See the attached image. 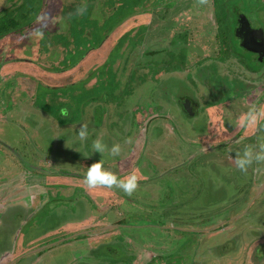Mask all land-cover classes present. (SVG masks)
I'll return each instance as SVG.
<instances>
[{
	"label": "flooded vegetation",
	"instance_id": "1",
	"mask_svg": "<svg viewBox=\"0 0 264 264\" xmlns=\"http://www.w3.org/2000/svg\"><path fill=\"white\" fill-rule=\"evenodd\" d=\"M121 1L0 0V126L6 124L5 120L18 116V100H24L21 99L24 95L31 98L30 95L36 91L30 92L31 94L28 91L37 90L40 86L54 90L67 86V80H73L71 84L74 85L88 84L92 93L102 88L103 94L112 86L111 92L109 89L108 91L113 97L120 93L128 95L130 99L134 91L146 83L154 89L159 87L164 92L168 91L164 87V82L168 79L179 78L183 84V88L174 89V95H170L172 90L165 92V100L160 99V96L156 98L152 103L154 107L151 108L149 104L146 111L135 107L136 101L134 110L138 111L134 116L135 127L121 138L122 141L131 138V141L126 147L121 145L124 151L119 155L108 154L110 149L104 148L101 156L98 157L97 154V161H91L88 155L84 162L64 160L65 162L58 165L68 167L63 166L61 169L49 155L44 158L47 153L43 152L44 155H41L36 152L39 151L37 145L36 148L33 145L18 151L0 142V160L8 165L0 171V264H264V203H253L256 194L264 193V161L258 164L260 168L256 165L259 170L254 168L255 165L249 168L250 173L251 169L255 171L254 182L245 186L249 194L236 199V204L233 200L212 202L211 214L206 218L209 220L207 223L199 214H194V220L189 227L182 226L179 215H173L175 221L172 222L167 220V216L162 221L148 222L141 213H145L144 208H150L153 204H146L147 200L137 195V192L148 189V184H154L150 179L156 174L152 171L141 175V170H146L145 158L140 163V158L146 154L145 146L151 154L146 139H143L145 142L141 146L145 128L151 122L163 120V132L167 135L169 132L173 136L175 132L169 123H177L174 121L177 117L171 116L172 110L184 115L190 125L202 120L194 141L189 143L199 146L196 151H217L230 143L245 146L246 140L253 138V151L264 148V100L259 102L264 95V82L259 86L264 67V27L261 18H258L264 10V0H254L258 3L248 0L247 4L244 0H238L232 7L226 8L228 13L226 9L221 11V25L214 23L213 33L218 37L217 40L199 41L204 38L200 34L197 36L199 44H185L186 47L182 48L177 47L180 44L179 34L172 33L171 30L166 34L164 30L167 9H182L179 11L181 13L191 7L197 16L206 18L215 0H186L183 4V0H133L134 3L128 6L129 15L124 16L128 18L127 26L124 22H116L119 14L125 13L121 10L125 2L118 4ZM246 5L250 7L249 13L243 10V7L247 8ZM81 8L84 11L78 14L77 9ZM96 13L102 14L105 22L107 19L110 22H106L104 27L101 21L98 23L100 31L94 36L95 42L89 29L84 32L87 40H92L87 49L80 41V44H74L80 35L74 38L73 34L80 28L79 23L83 16ZM40 25H43L40 29L43 32L42 38L34 35ZM220 27L231 37L227 38L225 34L226 37L221 39L218 32ZM205 42L209 45H204ZM234 47L236 52H233ZM237 48L248 55L238 53ZM181 49L186 52L188 62L179 61ZM221 56H225L223 61L219 59ZM210 63L209 72H213L215 65L222 67L220 75L224 81L220 85L214 86L201 80L199 69H204ZM256 64L260 66L256 68ZM216 71L218 72V68ZM184 74L187 76L183 78ZM80 76H84V80L76 82V77ZM187 84H190L191 90L186 88ZM85 92L86 90L83 93ZM181 92H188L189 95ZM98 97L105 99L101 95ZM70 103L77 106L76 100ZM108 104L109 102L105 105L108 107ZM253 105L261 110L262 115L255 124L241 127V117ZM32 106L37 107L33 103ZM64 107L65 105L61 106L57 111ZM96 108L86 111L87 108L82 110L80 106L75 109L78 110L76 116L80 119L69 128L76 131L80 124H92ZM66 116L67 112L64 117ZM52 117L61 118L55 113ZM115 118L113 115L104 114V122L100 123L101 129H109V122ZM2 128L0 127V133ZM98 135L93 133L94 140L99 139L104 143ZM105 145L108 146L107 143ZM250 146L249 144L246 147ZM5 149V154H30L26 156L27 160H23L37 170L26 166L20 160L18 164H11L9 157L3 155ZM83 150L87 149L83 147ZM83 152L89 154L88 151ZM92 153L95 154V151ZM191 155L182 157L178 167H175L179 172L180 167L189 170L187 161ZM108 157H113V160L108 162ZM231 160L235 166V160ZM98 161L105 170L118 178L135 173L137 187L132 194L126 195L115 186L89 188L83 177L87 167ZM179 181L173 179V184ZM162 184L163 181L151 187L155 192ZM159 192L157 194L160 196ZM134 194L137 200L133 201ZM161 200L159 197V209L164 212L166 205ZM132 202L141 206L134 212L141 218H132L131 221L124 209L129 205L130 208L134 207ZM232 206L243 207H235L231 211ZM13 208L18 213L13 214ZM84 210L90 213L94 210V213L87 216ZM62 212L66 215L68 213L71 218L66 220L61 214L59 218L58 215ZM57 217V222L47 226L49 220ZM154 228L159 230V235L153 232L155 235L151 233L150 237L143 238L138 237L135 230ZM173 231L180 238L178 246L176 237L172 235L175 233ZM183 233L191 235L189 261L182 254L189 249L185 243H181ZM234 235L239 241H234L230 248L226 246V250L219 248L220 252H214L215 247L230 243V238Z\"/></svg>",
	"mask_w": 264,
	"mask_h": 264
},
{
	"label": "rangeland",
	"instance_id": "2",
	"mask_svg": "<svg viewBox=\"0 0 264 264\" xmlns=\"http://www.w3.org/2000/svg\"><path fill=\"white\" fill-rule=\"evenodd\" d=\"M185 1L186 0H183L182 4ZM244 1L247 4L248 0H244ZM123 2H125V4L121 8V10H123V12L125 13L119 14V18H117L116 22L117 23L124 22V24L126 23V26H127L128 18L124 16L129 15L128 6L131 5L130 3L133 4L134 1L133 0H122L121 2H118V4L119 3L122 4ZM235 2H238V0H215L214 4L213 2H211L213 4V7H212L210 14H208L207 16L205 14L206 18L202 17V15L197 16L194 8H191V7L188 11L185 12L183 10L181 11V13L179 11L182 9H180L179 11H169V9H167V12L165 15V19L167 20V22L164 23L163 25L165 26L164 30H166V34L169 32V30H171L172 33L179 34L178 40L180 41V44L177 45L178 48L184 47L185 44H196V43L199 44L197 42L198 41L197 36L200 34H203L204 36H207L208 34H214L213 32H215V30L213 28V23L215 21L217 23H220L219 19L221 17L220 15L221 11H224L227 7L228 8L232 7L234 5L233 3ZM252 3H258V2L253 0ZM249 8L250 7H247V8L243 7V10L249 13L250 12ZM141 11L142 9L140 10V13ZM226 12L228 13L227 9H226ZM213 15L215 17H213ZM258 18H261L262 20L261 23L263 24V27H264V10L261 11V14H259ZM102 19H103L102 14L100 15H98L97 13L93 15L85 14L81 22L79 23V27L82 30H80L79 28L78 31H75V33L73 34L74 38L80 35L79 37H77L79 38V40L76 39L77 42L75 41L74 44L81 43L82 45H86V49H87L88 46L91 44L92 40L95 42L94 36L96 33H98V31H100V28L98 27V23H100L101 21L104 27V25H107L106 22L107 23L110 22L109 19H107L106 22ZM175 20H177V22H175ZM154 21L155 20H153V22ZM233 21L234 20H232V22ZM253 21L257 22L258 20H253ZM90 22L92 25H90ZM95 22L97 24H93ZM156 24L157 23L155 22V26ZM88 29L90 30L93 36V39L90 41L87 40V37L84 34V32L89 31ZM223 30L224 29L220 27V31H218L219 34L221 35V39H224V37H226L225 34H227V38H230L231 35L226 30L225 32H223ZM72 33H73V30H72ZM166 34L164 33L163 35L166 36ZM199 41H202V40H199ZM233 42H236V41L233 40ZM203 44L209 45V43L207 42ZM209 49L210 51L212 50L211 47H209ZM233 52H236L235 47H234ZM237 52L241 53L242 55L244 54L248 55V53L240 50L239 48H237ZM224 58L225 56H221V58L219 59L220 61H223ZM180 60L188 62L186 52L183 49H181V55L179 56V61ZM211 64L212 63L207 64L208 66L205 67L204 69H199L201 71L200 72L201 80L206 81L207 83H212L214 86L220 85L224 81L223 77L220 75V73L222 72L221 71L222 67L219 65L218 66L215 65L212 70L213 72H209L211 71V70H208L209 68H211ZM183 66L186 69L187 67L186 64H184ZM256 66H257L256 68H258L260 65L256 64ZM217 68H218V72L216 71ZM256 68L254 69L256 70ZM186 76L187 75L184 74L183 78ZM118 79L119 78L117 77V80ZM121 79H123V76L121 77ZM186 79L187 78H185V80ZM81 80H84V76L76 77L75 79L76 82L81 81ZM133 81L135 83L136 79L134 78ZM72 82L74 81L71 80L70 82V80H67L66 82L67 86L61 87L59 89H54V90L44 89L42 86H40L41 88H38L37 90L35 89L29 90L28 91L29 93L30 92L34 93V91L36 92L34 94L30 93L31 98H29L28 95L27 96L24 95L23 98H21L24 100H18V116H14L12 118L5 120L4 123L6 124H4L3 126H0V127H3L2 133H0V142H2L3 145L6 147L11 146L12 148H16L18 151H21L23 147L27 148L28 146H30L31 148V146L33 145H35L34 147L36 148V145H37L39 147V151L36 150V152H38L41 155H44L43 152L47 153L44 155L45 156L44 158H47L49 154H54L52 158L55 161L56 165H58L63 162L64 158L65 160H69V161L80 159L79 155L83 156L81 154V152L83 151H88L89 154H94L92 153L90 146H91L92 141L95 139V137L93 136V133H96L97 135L99 134L98 137L102 138L103 141H105L104 144L107 143L108 146H106L105 149L106 148L110 149L113 144H119L120 149H121L119 154H122L124 150L121 148V145H125L126 147L131 141V138H129L126 141H122L121 138L123 134L130 133L135 127L134 123H136V119L134 116H135L136 111H138V110L136 111L134 110V105L136 104V101H137V104L135 107H139V109L142 108L144 109V111H146V109H148L150 106L151 108L154 107L152 103L155 102L156 98L158 99L159 96H160V99L165 100L167 98L164 95L165 92L172 90L173 93H171L170 95H174L175 94L174 89L183 88V84L179 80V78L173 77L172 79L170 80L168 79L164 82V87H166V90L168 91L164 92V90L159 89V87L154 89L150 85H147L146 83L141 88L136 89L134 91V95L132 96L133 98L130 97L129 99L128 95L126 94L121 95L120 93L116 97H113L112 94H110L112 86H109L108 88L110 92L107 89L106 92L102 94V90H103L102 88H99L98 90H95L92 93L89 90L92 88L88 84L84 86V85L75 83L74 85V84H71ZM262 82H264V67H263V70L261 71V78H260L259 86L262 84ZM129 85H130V82L128 86ZM226 85H228V83L225 84L224 87H226ZM34 87L37 88V85L34 84ZM186 88L188 90H191L190 84H187ZM85 90L86 92L83 93ZM127 91L128 90H126V92ZM181 93L184 95L188 94V92H181ZM100 95L103 96L105 99L98 97ZM75 100L77 101L76 107L74 106V104L70 103ZM107 102H109L108 107L105 105ZM32 103L35 104L37 107H32ZM84 104H87V106H84ZM63 105H65V107L57 111ZM80 106H82V110H84V108H87L86 111L88 110L90 111L92 107H97V108L94 110L95 115L91 121L92 124L86 123L87 125H90L88 126V129H87L88 139L85 140L83 145H80L79 138L75 137V142L77 143V147H76V145L73 144L74 142L73 137H74V133L77 130L72 131L73 128H69V127L71 125H74L76 121L80 119V117L78 118L76 116L78 110L77 111L75 110V109H78ZM125 111H127L126 114H125ZM66 112H67V116L64 117L66 115ZM259 112L261 114L258 116V119L262 115V112L260 109H259ZM54 113H56L57 116L61 118L55 119L54 117H52ZM104 114H110L116 117L114 120L109 122V125L111 126L109 128L110 130L107 129L103 131L101 129L100 123L103 124L104 122ZM171 116L177 117V119L174 120L177 123H171V122L169 123L170 127L175 132L173 134L174 137L170 136L169 132H168V135L163 132L164 131V126H163L164 121L163 120H157V121L151 122L145 128L146 133L144 134V137L142 138L141 146H143L144 144L143 142H145V140L143 139H146V145L150 147L151 154L149 150L147 149V146H145L144 151L146 152V154L142 155V157L140 158L141 159L140 163L145 158L144 164L146 166V170L142 169L143 171L141 170V175H144L145 172L150 173L152 171H155L154 173L156 174H153V178L150 179V182L156 184V183L163 181V184L161 186L162 188L157 186L158 189L155 192L153 191V188L151 187L154 184L152 185L148 184V189H144L142 191L137 192V195L139 197L147 200L146 204H150V203L153 204L151 205L150 208H144L145 213H141V214L145 216L143 217V219L145 218L148 222H152V221L158 222L160 220L162 221L163 218H165L166 216H167V220H170L172 222V220L175 221V219H173L172 216L175 215L176 217L177 215H179L182 219L181 222H183V225H182L183 227L192 225L190 223L192 220H194L193 219L194 214H199L201 218L205 220V223H207L209 222V220H206V218L207 216L211 214L210 204H212V202L216 200L225 201V202L233 200V203H235L236 199L244 198L246 197V194H249L248 193L249 190L246 189L245 186H248V183L251 184L252 182H254V177H255V174H254L255 171H252L253 169H251V173H250L249 168H253V166L255 165L254 168L256 170H259L257 169L256 165L260 164L261 161L259 162L253 161V163L246 169V171L241 172L239 169H237L233 165L231 159L235 160L236 157L242 155V150L247 145L250 144L251 145L250 147L252 148V146L254 145V138L249 139V140L247 139L246 140L247 144L245 146H239L236 143H230V144H226V146L222 148H218L217 151L215 150L206 151V152L196 151L195 149L199 148V146L189 144V143L190 141H194L196 137L195 134L198 133V130L201 128L202 120H198L196 122L192 121V123L193 122L194 123L190 125L189 121L185 120L184 115L182 116V114L178 113V111L176 110H172ZM85 122H88V121H85ZM127 122H128V126H127ZM131 124H132V127H131ZM123 125L124 127H122ZM138 130L140 131V129ZM33 131L35 133H33ZM160 132L164 133L162 138H161V135L163 133L160 134ZM83 147H85L87 150H83ZM151 148H153V150ZM41 149L43 151H41ZM6 150L7 149H5L3 155H7L9 157V160H11V164L13 163L18 164L19 159L24 162V160H27L26 156L30 155V154H13L12 152L11 154H5ZM95 154H102V153L95 152ZM105 154H107L106 151H105ZM108 154H111V152ZM187 154H192L189 160L185 159V161L188 160L187 165H190L189 170L185 168L181 169L182 167H180L179 168L180 172H179L178 168L176 169L175 167H178L179 163L181 162L182 157L186 156ZM160 158H161V161H158V159ZM107 160L108 162H111L113 160V157H108ZM156 163H157V166H156ZM63 166L66 167L65 165ZM63 166L58 165V168L62 169ZM6 167H8V165H6L4 162H1L0 160V171H3ZM69 167H73V166H69ZM173 168L175 169L172 170ZM258 168H260L259 165H258ZM66 169H69V168H66ZM175 170H178V171L176 172ZM159 171L160 173H158ZM151 175L152 174H150V176ZM158 177H161V179H159ZM173 179H176V182L177 180H180V181L177 184L175 183L173 184ZM260 180H262V178H260ZM166 182H168V184H166ZM149 187L151 188L149 189ZM158 192L160 196L157 194ZM134 195L135 197L132 198L133 201L137 200L136 194ZM159 197L160 199H162L161 202L164 205H166V209L164 212L160 211L159 209L160 207V203H158ZM253 199L255 200V202L253 200L254 204L261 205L262 203H264V193L261 195L256 194L253 197ZM182 204L184 205L182 206ZM132 205L134 207L130 208V205H129V206H125V209H124L126 212V216H130L131 221H132V218L134 220L141 218L140 215L137 216L134 213V212H137L136 211L137 207L139 208L141 206H137V204H135L134 202H132ZM235 207L236 206H232L231 211ZM242 207L243 206H237L236 209H241ZM11 212L14 214L15 209L13 208ZM84 212L87 213V216H91L94 213V210H92L91 213L89 211L87 212V210H84ZM15 213H18V211H16ZM64 213L65 212L59 213L58 217L61 218L60 216L61 214L62 217H64V219L69 220L71 218V215H69L68 213L66 215ZM58 217L56 219L54 218L52 220H49L46 223L47 226H49L50 223L52 224V223L57 222ZM173 224H176V223H172V225ZM177 228L180 229L179 226H177ZM135 230L136 232H138L137 236L140 238H143V236L150 237L151 233L153 234V232L159 235L158 234L159 230L156 228L145 229L144 231L137 230V229ZM190 231L192 230L190 229ZM173 232L175 233L172 235L176 237L177 242H178L177 246H178L179 244L178 239L180 238H178V233L176 231H173ZM182 235L183 237L181 238V243H185L187 248H189L188 250H185L184 252H182V254L185 255L189 261L190 260L189 256H190V251H191V248H190L191 242L189 240H191L190 238L191 235H186L184 233ZM230 239H231L230 243L223 244L222 247L220 246L215 247L214 252L216 253L220 252L219 248L222 250H226V246L230 248L231 245L233 246L234 241H239V240H236L237 239L236 235L232 236Z\"/></svg>",
	"mask_w": 264,
	"mask_h": 264
},
{
	"label": "clouds",
	"instance_id": "3",
	"mask_svg": "<svg viewBox=\"0 0 264 264\" xmlns=\"http://www.w3.org/2000/svg\"><path fill=\"white\" fill-rule=\"evenodd\" d=\"M83 11H84L83 8L77 9L78 14H82ZM42 28L43 25H40L38 27V30L35 31L34 35L42 38L43 32L42 30H40ZM260 114L261 113L256 108V106L253 105L241 117L240 126L245 127L255 124ZM87 129H88L87 124H80L79 129L74 133L73 144H75L76 147H77V143L75 142V137H78L79 144L83 145L85 140L88 139ZM90 147H91V151L101 153L106 147V145L101 140L96 139L92 141ZM120 150L121 149L119 144H113L110 148V152L113 155H119ZM81 154L83 156L88 155V154L86 155L84 152H81ZM253 161L256 162L264 161V148H261L259 151H253L251 147H245L242 150V155L235 158V167L239 169L241 172H244L253 163ZM83 179L89 188H94L96 186H104L111 188L115 186L119 188L121 191H123L126 195H131L132 192L137 187V178L135 173H131L125 178H118L113 173L105 170L99 161L92 163L87 167V171Z\"/></svg>",
	"mask_w": 264,
	"mask_h": 264
},
{
	"label": "crops",
	"instance_id": "4",
	"mask_svg": "<svg viewBox=\"0 0 264 264\" xmlns=\"http://www.w3.org/2000/svg\"><path fill=\"white\" fill-rule=\"evenodd\" d=\"M256 2H258V1H256ZM214 23H217V22L215 21ZM214 23H213V25H214ZM203 37H204V38H202L201 40H208V39H209V40H210V39H212V40H214V39L217 40V38H218V37H216L214 34H208L207 36H204V35H203ZM197 38H198V37H197ZM32 107H33V106H32ZM53 155H54V154H49V157H50L51 159H53V158H52ZM86 155H87V154H86ZM101 155H102V154H98V157L101 156ZM105 155H106V154H105ZM88 156L91 157V158H90L91 161H97V160H96V158H98V157H96L97 154H95V155H94V154H88ZM132 156H133V155H132ZM79 157H81V156L79 155ZM85 157H87V156H83L81 159H75V160H76L77 162H80V161H81V162H84ZM64 160H65V158H64ZM64 160H63V161H64ZM75 160H74L73 162H75ZM64 162H65V161H64ZM72 164H73V163H72ZM65 166L68 167V165H65Z\"/></svg>",
	"mask_w": 264,
	"mask_h": 264
},
{
	"label": "water",
	"instance_id": "5",
	"mask_svg": "<svg viewBox=\"0 0 264 264\" xmlns=\"http://www.w3.org/2000/svg\"><path fill=\"white\" fill-rule=\"evenodd\" d=\"M262 100H264V95L261 97V99L259 100V102H261ZM264 105V104H263ZM20 160V159H19ZM23 164H25L26 166H29V167H31L33 170H37V168L36 167H32L31 165H29V164H26V163H24L22 160H20Z\"/></svg>",
	"mask_w": 264,
	"mask_h": 264
},
{
	"label": "trees",
	"instance_id": "6",
	"mask_svg": "<svg viewBox=\"0 0 264 264\" xmlns=\"http://www.w3.org/2000/svg\"><path fill=\"white\" fill-rule=\"evenodd\" d=\"M56 114V113H55Z\"/></svg>",
	"mask_w": 264,
	"mask_h": 264
}]
</instances>
